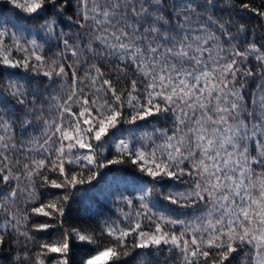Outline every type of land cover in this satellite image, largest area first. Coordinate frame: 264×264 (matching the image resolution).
Returning a JSON list of instances; mask_svg holds the SVG:
<instances>
[{
	"label": "snow or ice",
	"instance_id": "snow-or-ice-1",
	"mask_svg": "<svg viewBox=\"0 0 264 264\" xmlns=\"http://www.w3.org/2000/svg\"><path fill=\"white\" fill-rule=\"evenodd\" d=\"M0 264H264V0H0Z\"/></svg>",
	"mask_w": 264,
	"mask_h": 264
},
{
	"label": "trees",
	"instance_id": "trees-1",
	"mask_svg": "<svg viewBox=\"0 0 264 264\" xmlns=\"http://www.w3.org/2000/svg\"><path fill=\"white\" fill-rule=\"evenodd\" d=\"M253 2H254V6H260L262 0H253ZM68 14L71 15V13H68ZM251 23H253L254 25L258 24V22L255 20L254 17L252 18ZM57 91H59V90H57ZM153 124H156V121L149 120L147 123L144 124L143 128L140 129V131H144V130L151 131L152 130V127L151 126ZM158 126L163 127V125H158ZM36 134L38 135L39 133L37 132ZM101 210L103 212H105V213L113 214L114 215V213L111 212V206L109 204H100L99 207L95 209V211H101ZM185 211H187V210H185ZM103 218L104 217H101V219H103ZM70 223L71 224H78V223H80V221H75L74 220V221H71ZM88 223L92 224L93 226L96 225V221L95 220H92V219H90L88 221ZM52 238H54V234L51 237L50 236L43 235V234L37 235V240H48V239H52Z\"/></svg>",
	"mask_w": 264,
	"mask_h": 264
}]
</instances>
